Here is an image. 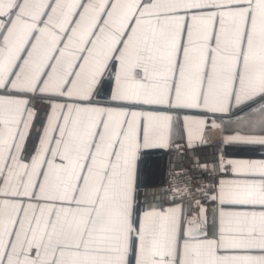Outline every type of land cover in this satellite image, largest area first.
<instances>
[{"label": "snow or ice", "instance_id": "obj_1", "mask_svg": "<svg viewBox=\"0 0 264 264\" xmlns=\"http://www.w3.org/2000/svg\"><path fill=\"white\" fill-rule=\"evenodd\" d=\"M208 127L264 149V0H0V264H264V151L162 166Z\"/></svg>", "mask_w": 264, "mask_h": 264}, {"label": "crops", "instance_id": "obj_2", "mask_svg": "<svg viewBox=\"0 0 264 264\" xmlns=\"http://www.w3.org/2000/svg\"><path fill=\"white\" fill-rule=\"evenodd\" d=\"M37 107L40 109V112H44L46 109L40 107L37 104ZM37 123H42V121H37ZM221 131L217 129H212L208 127L203 134V143L199 140L194 142V147H187L186 140L184 139H177L175 141V145L171 149H169L165 155L161 158L162 159V166L166 171H173L177 169H181L184 166H192L194 167V161L198 160L201 164H204L206 161H209L213 158L220 157L221 154L225 156V158H244V159H259V153L264 151V149L257 148L255 152L248 153V154H238L233 151V147L231 145H225L222 143L221 146L215 147L212 145V141L220 138L221 139ZM177 153H180L177 156ZM174 166V167H170ZM163 179L165 180L164 187L167 186L168 176H164ZM192 209L191 214L195 215L198 212V208L195 207L196 200L192 201ZM185 210L188 208V202L184 203Z\"/></svg>", "mask_w": 264, "mask_h": 264}, {"label": "built area", "instance_id": "obj_3", "mask_svg": "<svg viewBox=\"0 0 264 264\" xmlns=\"http://www.w3.org/2000/svg\"><path fill=\"white\" fill-rule=\"evenodd\" d=\"M212 145L215 146V147H219L222 145V141L220 138H217L215 140L212 141ZM218 158H213L209 161H206L205 163H208L209 167H211L212 163L214 161H217ZM184 170L183 174L179 177V179L182 181L184 180L186 177H192L191 179V188L193 190V195H192V201L194 200H197L196 196H195V189L199 183V181L196 179V177H199L202 175V173L198 170V169H194V167L192 166H184L183 168H181ZM172 171V170H171ZM171 179V177L168 176V180ZM168 187V183H167V186ZM175 187L177 189H183L184 185L183 183H177L175 185ZM179 199L183 200L184 203L188 202L189 200V197L187 195H182Z\"/></svg>", "mask_w": 264, "mask_h": 264}]
</instances>
